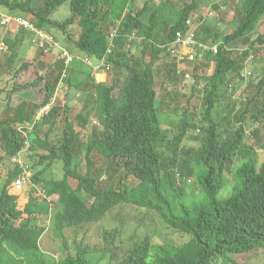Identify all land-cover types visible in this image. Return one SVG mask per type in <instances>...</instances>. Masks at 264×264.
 I'll return each instance as SVG.
<instances>
[{
  "label": "trees",
  "instance_id": "16d2710c",
  "mask_svg": "<svg viewBox=\"0 0 264 264\" xmlns=\"http://www.w3.org/2000/svg\"><path fill=\"white\" fill-rule=\"evenodd\" d=\"M34 2L0 0V5L25 13V18L40 29L50 25L67 34L70 26L79 24L81 34L75 41L77 48L100 60L105 58L111 65L124 67L127 75L121 84L106 86L98 83L92 90L96 101L94 113L103 127V141L91 139L87 143L85 173L81 172V162L75 157L78 134H69L65 129L58 150L49 140L60 121V106H52L40 119L41 124L47 126L44 138L33 133L36 114L51 103L61 78L51 82L45 76H38L31 84L15 85V92L37 90L41 95L37 102L28 104L25 114H20L11 100H7L0 114V154L12 159L23 151L26 139L16 125L30 123L32 130L28 132V143L40 151L39 163L47 162L32 178L34 183L40 184L44 200L30 199L23 209L18 208V197L9 189L12 182L24 173L21 165L16 164L9 171L0 192V264H88L84 258L86 250L81 247L75 258L67 255L63 260L49 263L39 246L45 229L31 227L29 218L52 216L53 236L67 248L66 228L95 223L121 204L155 211L168 226L188 234L190 240L187 245L176 247L153 245L145 237L122 257L120 264H239L231 255L264 250V163L258 167L257 152L244 145L243 126L244 116L249 113L255 97L264 90V73L255 86L254 98L246 103L240 115L242 122L236 130L224 134L238 110V100L225 110L221 120L213 118L222 95L221 87L230 75L241 73L243 59L248 55L245 52L240 59H233L224 54V48L248 38L257 29L264 18V0H243V20L238 27L226 35L216 32L212 35V42L218 44L219 51L217 55L206 56L214 61L215 66L203 86V136L196 149L182 148L188 133L198 126L187 111L183 112L177 122L169 156L162 155L158 149L159 144L167 141V133L160 118L162 105L157 103L154 65L161 56L169 55V46L177 33L185 29L186 20L199 8V0L184 5L177 21L166 29L163 45V36L156 26L158 11L151 13L146 23L148 8L143 6L135 12L132 0H42L37 9ZM66 2H69L71 15L63 22H54L51 15ZM105 24L114 32L115 44L133 36L143 41L142 58L150 57L149 61H144L143 71L123 60L113 59L114 50L110 47L114 49V46L107 49L106 34L103 33ZM208 31V27L201 25L199 38L205 41ZM4 41L9 50H14L13 40L5 38ZM258 42L264 43V33L258 37ZM108 50H111L110 55ZM35 65V60H25L15 76ZM63 68L61 62L58 69ZM90 77L88 74L85 81L76 84V88L82 87ZM2 78L0 70V83ZM76 117L87 122L84 115ZM95 150L108 160L123 161L126 176L139 182L133 186L123 184L118 190H100L94 183H88L93 169L91 156ZM56 159L63 163L62 178L41 180L40 176ZM236 159L241 160L236 191L226 199H219V193L226 187L227 171ZM185 176L194 178L200 189V197L191 203L185 202ZM24 216L28 220L17 225L16 221Z\"/></svg>",
  "mask_w": 264,
  "mask_h": 264
},
{
  "label": "rangeland",
  "instance_id": "374dc122",
  "mask_svg": "<svg viewBox=\"0 0 264 264\" xmlns=\"http://www.w3.org/2000/svg\"><path fill=\"white\" fill-rule=\"evenodd\" d=\"M190 1L132 0V7L135 12L141 10L143 6L148 8L149 12L145 16L146 23L149 21L150 14L158 11L156 26L163 36L161 42L163 45L166 40V29L177 21L184 5ZM242 2L243 0H199V8L191 15L195 20L209 28L205 41H212V35L215 32L226 35L238 27L243 20ZM41 3L42 0H35L34 8H39ZM207 12H213V15H206ZM0 14L27 17L25 13L19 10L12 11L1 5ZM70 15L69 2H66L51 15V19L54 22H63ZM12 29L11 31L0 26V43H5V38H10L15 42L14 50H9L5 44V50L0 58V70L3 74L0 83V114L6 107L8 99L11 100V104L20 114L28 112L29 103H35L39 100L41 95L39 91L15 92L13 88L16 84H31L38 76H45L51 82H55L60 77L59 85L61 84L63 87L57 88L50 105L51 107L60 106L62 114L49 140L52 147L58 150L65 129L69 134H78V140L74 147L75 157L77 161L81 162V172L85 173L87 163L84 156L87 143L91 139L103 141V127L99 124L94 113L96 101L92 95V90L98 83H104L106 86L121 84L127 75V70L113 64L109 71L104 68L96 69L94 64L99 63L100 59L81 52L75 44L81 34L79 24L70 26L67 34L50 25L43 26L42 30L49 35L52 41L51 39L44 41L45 43L38 47L31 43L30 33L23 32L22 29L14 32V28ZM103 33L106 34L107 49L111 45L114 46V49L110 47L111 50H114L112 54L114 60H123L136 66L140 71L144 70V61H149L150 57L142 58L143 41L140 38L128 37L121 43L115 44L113 41L114 34H112L114 32L107 28V24L104 26ZM263 33L264 18L261 19L257 29L248 38L235 41L224 48V54L233 59H240L245 52H248V55L243 59L244 67L241 73L230 75L229 80L221 87L222 95L213 114L214 120L219 121L225 115V110L231 107L232 102L234 100L239 101L238 110L232 118V124L224 129L225 135L236 130L242 122L240 115L246 103L254 98L255 86L263 76L264 43L258 42V37ZM62 49L80 58L83 56L90 57L92 64L94 62V70L93 67L86 66L81 62H76L70 67L64 66L62 70L58 69L62 62L60 59ZM174 50L170 45L169 55L161 56L154 65L157 103L162 105L160 118L162 127L167 133V141L158 145L159 152L164 156L170 154L172 140L177 133V122L185 111L197 123L196 129L199 128L201 131L199 133L196 129L190 131L182 144V148L186 150L198 147L204 129L201 122V106L205 98L203 86L212 75L215 66L214 61L208 57L179 66L174 56ZM252 55L254 59L250 60L249 56ZM25 60H35L36 65L22 72L19 76H15ZM184 73L189 74L190 78L184 79ZM88 74L91 75L90 80L86 81L82 87L76 88V84L85 81ZM250 84H252L251 87H249ZM78 115H84L87 122L81 121L79 117H76ZM65 117H68V120H65ZM243 126L246 135L244 145L257 152L258 167H260L264 163V90L255 97L249 113L244 116ZM46 129L47 126L42 125L41 121H36L33 133L44 138ZM39 152L38 149L33 148L28 143L19 156L20 165L24 168L23 175L28 182L21 190H17L14 180L9 188L11 194L18 197L19 209H23L30 199L44 200L40 184L34 183L32 179L47 164V162L39 163ZM91 160L93 161V169L91 177L87 181L94 183L100 190L107 188L118 190L123 184L133 186L139 182L132 176H126V170L123 168L124 162L121 160H108L96 150L93 152ZM240 164L241 160L236 159L230 170L227 171L226 187L219 193V199H226L235 193L239 182L237 169ZM14 168L15 164L12 159L1 153L0 178L2 184L0 185V192L9 171ZM62 176L63 163L60 159H56L40 178L41 180L43 178L59 180ZM189 179L192 180L191 183L188 182ZM193 179L192 177H183L186 203H191L200 197V189ZM27 220V216H24L16 221V224H24ZM28 222L33 228L45 229L39 246L49 263L63 260L67 255L75 258L78 255V249L81 247L86 250L84 258L88 264H120L122 257L145 237H148L153 245L171 244L176 247H183L190 240L188 234L168 226L155 211L138 208L130 204L117 206L95 223L66 228L67 248L53 236L52 216L34 215L29 218ZM231 256L239 264H264V250Z\"/></svg>",
  "mask_w": 264,
  "mask_h": 264
},
{
  "label": "built area",
  "instance_id": "2783aa9c",
  "mask_svg": "<svg viewBox=\"0 0 264 264\" xmlns=\"http://www.w3.org/2000/svg\"><path fill=\"white\" fill-rule=\"evenodd\" d=\"M206 15H213V12H207ZM206 18V16H205ZM201 22L198 20H195L192 16L189 17L186 22H185V29L179 33H177L176 38L173 43H171V47L175 51V58L179 66H182L185 63H192L195 62L196 60L202 59L208 55L214 56L218 54L219 47L218 44L213 43L212 41H204L199 38L198 31L200 30L201 27ZM0 26L4 29H10L11 31L14 28V32L23 29L26 32L30 33L31 35V43L35 45L36 47L43 45L47 40L51 39L49 35L43 31L42 29L36 27L34 24H32L30 21H28L24 17H18V16H7V15H1L0 14ZM45 41V42H44ZM52 41V39H51ZM53 44V43H51ZM52 47V45H50ZM5 50V43L1 42L0 43V58L2 55V52ZM107 54H111V50L107 51ZM250 60H253L254 57L249 56ZM60 59L63 62L65 67H70L72 66L75 61H81L85 65L89 67L96 66V69L104 68L106 71L111 70L112 65L107 62L105 58L99 61L97 64H92V59L88 57H83L80 58L78 56L73 55L67 50H61L60 52ZM189 79L190 75L187 73H184V79ZM188 81V80H187ZM63 85H59L58 89H61ZM51 110V105L48 104L41 108L38 113L36 114L35 117V122L40 121V119L43 117L44 114L48 113ZM17 129L19 132L22 133V135L26 139V145L28 144V132L32 130L30 123L26 124H17L16 125ZM196 131L199 133L201 129H196ZM245 132V131H244ZM244 133V137H245ZM21 152L19 153L18 156L12 158V162L16 165L19 164V156ZM22 167V166H21ZM23 168V167H22ZM24 169V168H23ZM24 174V173H23ZM27 180L24 177V175H21L15 180V188L17 190H21L26 184ZM189 183L191 181L188 180ZM44 194V193H43Z\"/></svg>",
  "mask_w": 264,
  "mask_h": 264
},
{
  "label": "crops",
  "instance_id": "0c3cea01",
  "mask_svg": "<svg viewBox=\"0 0 264 264\" xmlns=\"http://www.w3.org/2000/svg\"><path fill=\"white\" fill-rule=\"evenodd\" d=\"M104 75H106V74H104Z\"/></svg>",
  "mask_w": 264,
  "mask_h": 264
}]
</instances>
